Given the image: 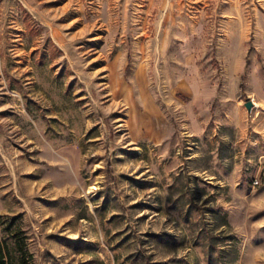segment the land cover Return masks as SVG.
I'll return each instance as SVG.
<instances>
[{
  "label": "rangeland",
  "instance_id": "374dc122",
  "mask_svg": "<svg viewBox=\"0 0 264 264\" xmlns=\"http://www.w3.org/2000/svg\"><path fill=\"white\" fill-rule=\"evenodd\" d=\"M0 194L23 264H264V0H0Z\"/></svg>",
  "mask_w": 264,
  "mask_h": 264
},
{
  "label": "trees",
  "instance_id": "16d2710c",
  "mask_svg": "<svg viewBox=\"0 0 264 264\" xmlns=\"http://www.w3.org/2000/svg\"><path fill=\"white\" fill-rule=\"evenodd\" d=\"M20 240H16V244L20 245ZM21 256L12 254L9 250L8 244L0 240V264H23L26 260Z\"/></svg>",
  "mask_w": 264,
  "mask_h": 264
},
{
  "label": "crops",
  "instance_id": "0c3cea01",
  "mask_svg": "<svg viewBox=\"0 0 264 264\" xmlns=\"http://www.w3.org/2000/svg\"><path fill=\"white\" fill-rule=\"evenodd\" d=\"M183 83H181L182 85ZM155 114V115H154ZM153 119H155L156 121V127H165L167 129L168 127V120L167 117H165V115L163 114V112H161L160 110H156L155 113H153L152 115ZM5 210L4 208V204H3V200L1 198V194H0V213L3 212ZM0 237H1V226H0Z\"/></svg>",
  "mask_w": 264,
  "mask_h": 264
},
{
  "label": "water",
  "instance_id": "95a60500",
  "mask_svg": "<svg viewBox=\"0 0 264 264\" xmlns=\"http://www.w3.org/2000/svg\"><path fill=\"white\" fill-rule=\"evenodd\" d=\"M245 103H246V105H247L248 107H251V106L253 105V100H252V99H247V100L245 101Z\"/></svg>",
  "mask_w": 264,
  "mask_h": 264
},
{
  "label": "built area",
  "instance_id": "2783aa9c",
  "mask_svg": "<svg viewBox=\"0 0 264 264\" xmlns=\"http://www.w3.org/2000/svg\"><path fill=\"white\" fill-rule=\"evenodd\" d=\"M252 100H253V102L256 104L255 97H252ZM254 182L257 183V182H258V179H255Z\"/></svg>",
  "mask_w": 264,
  "mask_h": 264
},
{
  "label": "bare ground",
  "instance_id": "6f19581e",
  "mask_svg": "<svg viewBox=\"0 0 264 264\" xmlns=\"http://www.w3.org/2000/svg\"><path fill=\"white\" fill-rule=\"evenodd\" d=\"M257 104V103H256Z\"/></svg>",
  "mask_w": 264,
  "mask_h": 264
}]
</instances>
